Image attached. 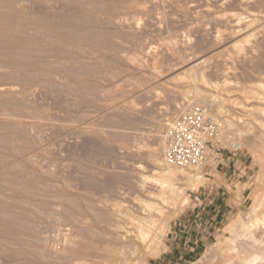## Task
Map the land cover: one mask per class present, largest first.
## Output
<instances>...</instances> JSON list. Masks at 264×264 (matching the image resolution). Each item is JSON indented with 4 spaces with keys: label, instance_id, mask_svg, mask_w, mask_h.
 I'll list each match as a JSON object with an SVG mask.
<instances>
[{
    "label": "rangeland",
    "instance_id": "374dc122",
    "mask_svg": "<svg viewBox=\"0 0 264 264\" xmlns=\"http://www.w3.org/2000/svg\"><path fill=\"white\" fill-rule=\"evenodd\" d=\"M259 85L264 0H0V264H219L227 249L264 264ZM196 105L248 164L225 181L233 215L171 261L177 220L223 181L215 152L199 170L166 160Z\"/></svg>",
    "mask_w": 264,
    "mask_h": 264
},
{
    "label": "crops",
    "instance_id": "0c3cea01",
    "mask_svg": "<svg viewBox=\"0 0 264 264\" xmlns=\"http://www.w3.org/2000/svg\"><path fill=\"white\" fill-rule=\"evenodd\" d=\"M222 180L209 192L199 194L196 203L183 213L175 224L174 242L171 243V261H184L211 241L221 225L237 208L238 195L229 191L225 181L237 179L244 165L248 164L243 153L225 152ZM173 251V253H172Z\"/></svg>",
    "mask_w": 264,
    "mask_h": 264
},
{
    "label": "built area",
    "instance_id": "2783aa9c",
    "mask_svg": "<svg viewBox=\"0 0 264 264\" xmlns=\"http://www.w3.org/2000/svg\"><path fill=\"white\" fill-rule=\"evenodd\" d=\"M223 130V122L208 108L191 107L168 130L166 160L181 169L199 170L208 163L211 152H215V160L222 162L226 152L222 147ZM230 152L241 153V145L230 144Z\"/></svg>",
    "mask_w": 264,
    "mask_h": 264
},
{
    "label": "bare ground",
    "instance_id": "6f19581e",
    "mask_svg": "<svg viewBox=\"0 0 264 264\" xmlns=\"http://www.w3.org/2000/svg\"><path fill=\"white\" fill-rule=\"evenodd\" d=\"M240 20V19H239ZM241 33V32H240ZM239 33V34H240ZM201 63H203V61H199V62H197L195 65H199V64H201ZM190 68H192V67H190ZM193 68H194V66H193ZM188 69V68H187ZM188 71V70H187ZM258 87H260V88H263L264 86H261V85H259ZM262 90H264V89H262ZM157 166L159 167V168H162V169H165L164 167L166 166L164 163H158L157 164ZM165 171V173H166V175H165V177H167V179H169L168 181H170V180H172V182H173V180H175L176 178H177V172H175V171H173V170H171V169H169V170H164ZM167 179H166V181H167ZM172 182H170L171 184L169 185V187H168V189L171 191V192H173L174 194H178V193H175L176 191H178V189H175V186L172 184ZM165 183H167V182H164L163 183V185L165 184ZM166 188V187H165ZM181 193V192H180ZM182 194V193H181ZM261 208V207H260ZM155 224V221L154 220H151V219H149V220H142V221H140L138 224L136 223V228H135V230L132 232V235H133V237H134V239H136V241H140L141 243H144L145 242V240L146 239H148L149 238V235L151 234V232L153 231L152 230V228H154V225ZM156 227V226H155ZM154 232V231H153ZM152 235H153V233H152ZM148 236V237H147ZM154 236V235H153ZM243 236V235H242ZM246 235H244V237H245ZM155 237V236H154ZM243 237V238H244ZM151 238V237H150ZM153 238V237H152ZM246 238V237H245ZM253 239V238H252ZM151 240V239H150ZM253 241H255V240H253ZM257 242V240H256V243H254V245L256 246V247H259L258 246V244L260 243H258ZM260 245V244H259ZM262 246V245H261ZM145 249V248H144ZM236 250V249H235ZM247 250V249H246ZM228 251V252H227ZM227 253H226V256L225 257H223V255H222V258L224 259L225 258V261H220L219 262V264H234V262H237L238 260H234V258L236 259V254H235V252L236 251H229L228 249H227ZM242 253V252H241ZM238 255V254H237ZM239 256L242 258L243 256L239 253V255H238V259H240L239 258ZM244 258V257H243ZM242 258V259H243ZM257 258V257H256ZM256 258L255 259H253L254 261H248V259H247V261H245L246 260V258H245V260L243 259V263L244 264H250L251 262V264H253V263H255V262H257L256 261ZM234 260V261H233ZM239 260V262L240 263H242L241 261ZM257 260H259V259H257ZM238 262V263H239ZM242 263V264H243Z\"/></svg>",
    "mask_w": 264,
    "mask_h": 264
}]
</instances>
